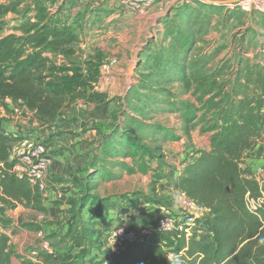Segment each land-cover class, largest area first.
Returning a JSON list of instances; mask_svg holds the SVG:
<instances>
[{"label": "trees", "instance_id": "trees-1", "mask_svg": "<svg viewBox=\"0 0 264 264\" xmlns=\"http://www.w3.org/2000/svg\"><path fill=\"white\" fill-rule=\"evenodd\" d=\"M12 10L14 8L10 5L0 4V25L2 18ZM40 10L45 11L46 8ZM46 13L47 10L41 21L25 25L23 35L12 33L0 36V106H5L4 100L10 98L24 102L42 118H55L62 113L59 110L63 103L58 95L65 90L41 70L49 59L44 52L64 51V47L79 41V34L73 26L47 17ZM1 29L0 26V33ZM167 38L174 50H164L173 53V58L162 65L159 61L154 63V56L149 52L147 56L151 58L146 67L164 83L179 82L201 106L186 101L156 100L155 97L145 99L142 93H130L129 98L136 100L133 110L123 113L124 118L114 126L101 146L100 153L108 160L103 156L96 157L92 171L86 175L87 184H78L80 191L85 187L79 212L87 223L82 228L76 225L77 217L73 216L75 219L66 222L63 241L69 247L68 251L79 250L82 258L92 254L97 244L95 238L91 248L88 244V235L92 234L88 225H94L93 217L101 214L93 212L85 216L84 209L90 203H105L109 207V198H100L95 202L88 196V183L96 189L95 180L115 179L118 174L114 169L117 167L128 173L147 174L153 171V190L165 177L162 170L165 163L145 141L150 136L160 142L177 141L181 137L163 124L142 121L136 113L142 114L139 102L149 109L167 102V111L180 113L186 132L199 126L201 132L210 134V149L197 150L192 162L183 163L177 180L180 191L204 210L198 227L207 230L204 222L208 221L211 240L204 233H194L188 238L184 235L171 238L157 233L137 240L120 251L103 255L96 260V264H264V200L256 209L248 203V198L264 197V190L251 169L242 166L247 152L264 141V45L252 58L247 56L250 47L242 46L232 65L229 64L231 60L225 61L204 74L209 58L187 62L193 42L189 35L185 32L173 34L169 30ZM155 86L154 82H145L141 87L156 91ZM168 96L174 99L176 95L169 93ZM26 139V136L0 126V226L4 228L9 225L6 211L15 204L47 212L42 193L13 171L15 160L10 158L11 151L15 144ZM150 155L159 159L160 164L155 170L147 158ZM120 157L131 158V164L120 160ZM134 195L138 193L134 192ZM22 227L46 233L42 223L24 222ZM46 237L56 253L58 248L52 235ZM8 241V234L0 233V264L9 259ZM55 253L42 255L50 261ZM72 257V254H67L62 261L74 264V261H69Z\"/></svg>", "mask_w": 264, "mask_h": 264}, {"label": "rangeland", "instance_id": "rangeland-1", "mask_svg": "<svg viewBox=\"0 0 264 264\" xmlns=\"http://www.w3.org/2000/svg\"><path fill=\"white\" fill-rule=\"evenodd\" d=\"M223 1L227 0H194L188 6L177 8L171 0H158L157 2H162L163 5L159 6L162 8V13L159 16L147 18L142 25L143 30H138V33L134 32L133 34L128 32L123 37L124 25L112 18L108 6L106 7V3L102 0H0V4H7L14 8L2 18L0 36L12 33L23 35L25 25L41 21L47 10V17L62 20L67 25L73 26L74 31L80 37L79 41L64 47L62 52L45 51L44 56L49 59L45 67L40 68L50 76V80L61 84L60 87L65 90L58 95L63 103L59 110L62 112L61 115L55 118H42L34 110H30L24 102L7 98L4 100L6 105L0 106V126L7 124L6 128L10 127L18 135L26 136L30 141L41 140L47 148L50 147L48 152L52 158V154L59 150L57 147L51 146L52 140L62 141L63 137L71 132L78 135L81 131H85L87 126L94 124L103 129L107 126L111 131L117 123L122 121L124 112L133 110L136 100L133 101L132 98H129L132 92L144 94L145 99L155 97L156 100L158 98L160 100L167 99L168 102L175 103L193 102L200 107L201 103L183 85L179 82L164 83L163 80L156 79L146 66L150 63L148 61L151 56H154V63L159 61L162 65L173 58V53L164 50L167 48L171 52L174 50L172 42L170 46V40L165 39L169 30L177 35L185 32L193 39L188 63L196 59H210L203 70L204 74L222 65L225 61L231 60L229 64L232 65L235 55L239 53L242 46H249L247 56L254 57L264 45V0H242L234 4H219ZM41 8H46V10L41 11ZM188 18L190 19L186 21ZM127 46L133 50H127ZM149 52H152L151 56H147ZM113 59H116L117 62L111 63ZM112 66L122 69L124 78L128 79L127 88L121 89L117 93H111L108 89L111 85L112 71H107L111 70ZM145 82L146 84L154 82L156 91L142 89L141 86ZM56 89L59 91L58 87ZM169 93L176 95L175 98L170 99ZM116 99H119V102ZM108 104L109 107H107ZM139 105L142 108V114L138 112L136 114L142 121L163 124L181 137L177 142L154 141L152 136L145 141L161 157L165 167L177 166L180 158L178 149L183 151L189 149L187 157L192 160L197 150L210 149V134L201 132L199 126L191 127L186 132L180 113L167 111L169 103L153 106L154 109H149L141 102ZM106 109L108 113L105 112ZM107 114L113 120V124L108 120ZM104 118H107V121H104ZM42 124L47 125L48 129L52 128L46 137L40 135ZM79 129L81 130L79 131ZM170 145H177V147H174L173 150L169 149L171 151L168 152L164 147ZM263 146L264 141L253 148ZM102 156L108 160L104 154ZM246 156L248 157V152ZM244 165H242L243 168H245ZM82 182H86L85 175L74 185L68 186V188L73 187L77 190V192L73 191L74 198L67 201V204L71 205L70 207H65L64 204V207L61 208L60 206L63 205L61 201L50 197V192L56 191L51 184L49 185L50 192L46 196L42 194L43 205L47 207L46 213L22 204L8 207L6 219L9 225L7 228L0 226V233L6 232L9 236V259L3 264L32 262L35 259L33 254L35 249L38 254H43L40 250L41 237L37 235L38 232L22 227L24 222L42 223L46 227L45 235H52V239L56 243L57 254L55 253L54 258L50 261L44 255L41 264H64L62 259L67 254H72L73 257L69 261H74V264H96V258L108 254L104 242L103 244L97 242L99 235H97L95 224L88 225L92 230V234L88 235L90 248L95 244L91 243L93 238L97 243L93 250L95 255L87 254L82 258L79 250L68 251L69 247L63 241L68 220L77 217L76 225H81L82 228L87 223V220H82L84 216L79 212L80 199L85 191V187L83 191L79 189L81 186L78 184ZM137 183L140 184L135 187L138 195L147 193L150 199L156 197L151 182H149L146 192L142 190V177ZM87 187L88 196L98 202L101 197L95 187L91 186V183H88ZM103 188L107 190V184H104ZM64 190L63 188V193ZM136 198H140V196ZM92 205V203L87 204L84 209L85 211L89 210V214H93L90 209ZM194 212L201 216L203 214L199 208Z\"/></svg>", "mask_w": 264, "mask_h": 264}, {"label": "crops", "instance_id": "crops-1", "mask_svg": "<svg viewBox=\"0 0 264 264\" xmlns=\"http://www.w3.org/2000/svg\"><path fill=\"white\" fill-rule=\"evenodd\" d=\"M102 1L106 3V7L108 6V11H110L112 18L117 20L119 24L121 23L124 25L123 37L126 36L128 32L133 34L134 32L138 33V30H143L142 25L144 21H146L147 18L159 16L162 13V8L159 6H163L162 2L158 3L157 0L155 1L157 2L156 5L154 2L145 13L138 14L122 10L116 0ZM127 47V50L132 49L129 48V46ZM120 63L123 62L120 61ZM109 71H112V76L110 77L111 85L108 88L111 93H117L121 89L127 88L128 79L124 78L122 69L118 68V66H112V69L107 72ZM116 101L119 102V99H116ZM107 107H109V104ZM105 112L108 113L107 109ZM108 120L110 123L113 121L109 117ZM104 121H107V118H104ZM6 126L7 124L1 125V127L6 130L13 131V129L10 127L6 128ZM47 127L48 126L45 124H42L40 127V135L42 137H46L49 130L52 129H48ZM80 130L81 129H79V131ZM111 131L107 126L103 129L94 124L93 126H87L85 131H81L78 135L72 134L71 132V134L64 136L62 141L52 140L53 143L51 146L57 147L59 150L52 154L53 164L49 167L46 174V181L48 189L51 184L53 189L56 190L55 192H50V190H48V193L50 192V197L52 199L61 201L63 204L60 206L61 208L64 207V204L65 207L71 206L67 204V201H70V198H74V192H77V190H75V188L73 189V187L68 188V186L74 185L77 181L81 180L84 175L86 176L88 172L92 171V163L96 157L101 158V146L108 135L111 134ZM174 147H177V145L165 146L164 149L170 152L171 150L169 149L173 150ZM48 148L50 149V147ZM177 151H180V158L176 167L169 168L165 167V164L162 165L165 177L157 183L154 194L156 197L151 198L152 200L147 193L134 195V192H137L135 187L140 185L137 183L140 177H142L143 181L142 190L146 192L147 186L149 182H151L153 171L147 174L128 173L117 167L114 169L118 174L115 179L95 180L98 195L101 198H109V207H106L105 203H96L90 207L93 212L101 214V216L99 215L94 218L97 235H99V243L101 242L103 244V236L121 223H151L161 214L183 213L191 209L186 196L179 189L177 177L183 168L182 163H190L192 158L187 157L189 149H187V151L178 149ZM147 158L151 160L152 169L155 170L160 164L158 158L156 159L152 155ZM119 159L124 160L127 164H131L132 162L131 158L124 159L120 157ZM263 163L264 146L261 148H253V150L249 151L248 157L244 162V167L251 169L253 176L260 183L262 188H264ZM167 166H169L168 163ZM104 184H107V190L104 188L102 189ZM63 188L65 189L64 193L62 191ZM139 196L140 198H136ZM136 199L138 200L136 201ZM88 211L89 210H84L85 216H88ZM92 255H95L94 251H92Z\"/></svg>", "mask_w": 264, "mask_h": 264}, {"label": "built area", "instance_id": "built-area-1", "mask_svg": "<svg viewBox=\"0 0 264 264\" xmlns=\"http://www.w3.org/2000/svg\"><path fill=\"white\" fill-rule=\"evenodd\" d=\"M157 0H116L120 8L129 13H145L148 8ZM177 8L186 4L192 3L194 0H171ZM117 62L113 59L111 63ZM106 67V66H105ZM11 159L15 160L13 171L19 178H26L32 187L36 188L44 196L48 193V184L46 181V174L49 167L52 164V158L48 152L47 146L41 141H30L28 139L23 140L15 144L13 147ZM262 188V187H261ZM264 190V188H262ZM264 194V193H263ZM185 195V194H184ZM187 198V202L190 206V210L183 213H164L159 215L151 223L136 224L121 223L116 227L109 230L103 236V242L106 246V252L110 254L113 251H120L126 248L128 245L143 238H149L154 234L161 233L170 236L171 238H177L180 235L190 237L194 233L206 234L208 239L211 240L210 223L205 221L204 224L208 227L207 230H200L199 220L204 214V210L200 208L192 199ZM264 197L257 199H249L248 203L252 209H256ZM201 209V214L194 212L197 209ZM37 235L41 237L40 250L44 254L53 255L55 248L51 241L46 237L43 230L38 231ZM35 259L31 264H41L43 261V255L38 254L37 249L33 251ZM97 260V258H96Z\"/></svg>", "mask_w": 264, "mask_h": 264}, {"label": "water", "instance_id": "water-1", "mask_svg": "<svg viewBox=\"0 0 264 264\" xmlns=\"http://www.w3.org/2000/svg\"><path fill=\"white\" fill-rule=\"evenodd\" d=\"M239 1H242V0H227V1H223L219 4H221V5H227V4H231V3L234 4V3H238Z\"/></svg>", "mask_w": 264, "mask_h": 264}]
</instances>
